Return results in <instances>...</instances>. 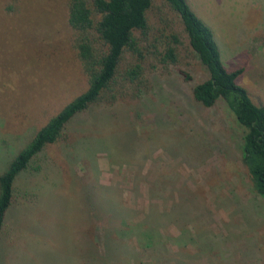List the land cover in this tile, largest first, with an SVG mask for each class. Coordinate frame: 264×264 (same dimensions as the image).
<instances>
[{
  "label": "rangeland",
  "instance_id": "1",
  "mask_svg": "<svg viewBox=\"0 0 264 264\" xmlns=\"http://www.w3.org/2000/svg\"><path fill=\"white\" fill-rule=\"evenodd\" d=\"M187 2L213 31L226 69L244 70L238 84L264 107V0ZM68 4L0 0V175L88 88ZM147 18L160 51L176 35L177 63L144 62L141 94L126 92L77 116L65 137L19 175L0 235V264H76L82 249L97 263L88 233L96 224L101 243L98 226L105 223L94 210L105 215L125 205L139 220L154 191L155 205L163 208L167 199L172 208L155 264H264V199L242 162L244 129L223 100L205 108L193 99L192 88L209 76L176 14L152 0ZM133 62L127 55L122 66ZM136 251L130 244L122 254ZM136 259L131 264H142Z\"/></svg>",
  "mask_w": 264,
  "mask_h": 264
},
{
  "label": "trees",
  "instance_id": "2",
  "mask_svg": "<svg viewBox=\"0 0 264 264\" xmlns=\"http://www.w3.org/2000/svg\"><path fill=\"white\" fill-rule=\"evenodd\" d=\"M163 1L179 18L193 52L208 72V79L192 88L193 99L205 108H212L219 100L227 104L236 122L244 129L242 162L255 192L264 199V107L256 105L247 90L238 84L244 70L226 69L213 31L197 16L187 0ZM151 7L152 0H69L68 24L74 32V45L87 76L88 88L39 129L0 175V235L15 200L16 179L32 166L46 147L65 137L77 116L101 104H115L126 92L141 94L148 82L143 65L147 60L152 59L163 66L177 63L179 40L176 35H168L162 51L158 38L149 39L147 13ZM127 55L134 62L123 67ZM181 74L184 80L190 81L188 74ZM155 193H150V202L144 203L143 200L139 220L138 217L132 219L133 213L125 205H117L114 212L105 215L94 210L96 221L105 223L98 226L101 243L95 240L96 224L93 232L89 228L88 233L93 235L91 248L95 249L98 264H122L124 261L131 264L137 261L136 258L142 260V264H155V254L160 251L158 239L168 233L161 227L167 225L172 215V208L166 202L168 196L163 201L164 207L159 208L155 205ZM112 216L118 222L114 225L116 228H112ZM134 231L139 233L135 240H131L128 235ZM99 244L103 248V257H100ZM130 244L138 250L133 258L128 257L130 252L122 254V249ZM82 250L78 255L83 253L84 257L78 258L76 264H97L94 257L87 256L88 253Z\"/></svg>",
  "mask_w": 264,
  "mask_h": 264
}]
</instances>
